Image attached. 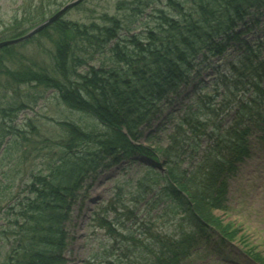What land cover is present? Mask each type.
<instances>
[{"label":"trees","instance_id":"trees-1","mask_svg":"<svg viewBox=\"0 0 264 264\" xmlns=\"http://www.w3.org/2000/svg\"><path fill=\"white\" fill-rule=\"evenodd\" d=\"M263 16L264 0H117L116 13L101 12L90 25L82 23L81 28L78 22L61 18L45 32L54 43L49 52L51 68L23 66L15 72L20 83L53 88L70 108L81 107L109 131L96 140L99 148L75 152L78 140L72 136L60 151L49 183L61 190L59 197L39 201V207L30 211L37 221L30 241H15L14 251L23 254L22 264H65L62 249L72 236L63 225L71 217L69 207L80 196L74 191L84 189L86 175L124 159L138 162L142 155L155 161L147 166L154 173L155 191L146 205L174 206L194 232L182 233L178 243H164L157 236L147 248L152 256L137 264H182L197 237L209 240L216 234L212 228L228 239L236 236L231 223L223 224L213 212L224 207V179L248 153V135L264 129V27L257 31ZM53 31L58 32L55 38ZM252 31L262 35L250 38ZM78 36L83 40L79 53ZM206 71L214 74L204 80ZM174 111L182 113L168 147L158 149L155 144L151 149L152 133L143 145L146 128L172 117ZM162 113L164 118L159 119ZM6 128L17 132L16 127ZM90 135L84 134L82 141L89 143ZM204 136L208 143L199 169L188 170L183 163L199 155ZM186 150L189 155L181 157ZM37 183L36 195L50 187L39 178ZM123 215L136 219L134 210ZM20 216L28 217L25 212ZM100 219L101 225L115 231L111 222ZM14 237L6 233L9 242ZM256 256L263 259L259 253Z\"/></svg>","mask_w":264,"mask_h":264},{"label":"rangeland","instance_id":"rangeland-1","mask_svg":"<svg viewBox=\"0 0 264 264\" xmlns=\"http://www.w3.org/2000/svg\"><path fill=\"white\" fill-rule=\"evenodd\" d=\"M71 1L0 0V264L23 263V254L17 253L16 249L14 251L15 241L21 240L25 244L29 240L37 222L30 211L38 208L45 201V196L51 200L59 197L57 194L61 190L53 189L49 184L54 179L50 173L58 165L56 160L60 151L68 147L70 138L74 136V140H78L73 149L77 152L85 151L86 147L99 148L96 140L108 135L109 130L103 122L81 107L70 108L58 98L53 88L46 89L44 84L37 85L36 82L20 83L15 73L30 65L35 69L39 66L48 70L51 68L49 52L54 49V43L45 32L52 28L57 22L55 20L62 18L78 22L82 28L83 24L90 25V21L98 20L101 12L116 13L117 0H83L37 29ZM263 27L264 16L257 31ZM52 35L55 38L58 32L53 31ZM78 38L75 50L79 53L81 48L78 45L83 40L80 36ZM83 70L78 69V72ZM210 71H206L202 79L205 80ZM19 105L24 107L16 109ZM180 113L174 111L175 118L172 115L146 128L145 137L141 139L145 143L143 145H147V136L152 133L150 139L154 144L151 149L154 150L155 144L158 149L167 148L176 131ZM74 124L76 126H72ZM7 126L16 127L17 132H8ZM86 133L91 134L88 136L90 144L82 141ZM251 141V155L242 162L237 174L229 179V210L213 212L223 224L231 223L239 238L235 236L236 242L226 251L222 250L223 245L213 242L217 253L220 254L219 250L229 258L227 262L218 260L216 254L210 253V248L203 247L209 254L204 257L205 261H197V264H251L244 250L264 255V141L258 142L255 136L251 137ZM182 153L183 158L189 155L187 150ZM144 158V161L122 162L85 176V187L74 191L80 196L69 207L71 217L63 225L72 238L68 248L62 249L65 250L62 258L73 264H137L144 261L145 254H149L143 243H149L148 240L159 232L166 234L181 230V215L173 212L172 208L168 210L170 214L159 215L157 213L162 205L156 209L146 205L155 191L152 187L154 173L143 162L155 161L146 156ZM38 178L50 187L36 195ZM42 206L49 209L50 205ZM133 210L137 219H144L141 230L137 229L138 223L132 216L127 219L123 215ZM22 212L28 217H21ZM99 216L111 222L115 231L101 225ZM147 228L145 234H140ZM6 233L10 238L14 234L15 237L9 242ZM12 254L13 260L9 262ZM131 257H135L136 261Z\"/></svg>","mask_w":264,"mask_h":264},{"label":"water","instance_id":"water-1","mask_svg":"<svg viewBox=\"0 0 264 264\" xmlns=\"http://www.w3.org/2000/svg\"><path fill=\"white\" fill-rule=\"evenodd\" d=\"M82 0H73L69 3H67L65 6H63L61 9H59L52 17H50L49 20L45 21L44 23L40 24L37 29L42 28L43 26L47 25L48 23L52 22L54 19H57L59 16H61L67 9L70 7L78 4Z\"/></svg>","mask_w":264,"mask_h":264},{"label":"bare ground","instance_id":"bare-ground-1","mask_svg":"<svg viewBox=\"0 0 264 264\" xmlns=\"http://www.w3.org/2000/svg\"><path fill=\"white\" fill-rule=\"evenodd\" d=\"M83 1V0H82ZM55 21H58V20H55ZM62 100V99H61ZM160 118H164V114L162 113L161 115H160V117H159V119ZM162 120V119H161ZM123 131H125L124 129H123ZM138 159L139 160H144L145 158H144V155H142V157H138ZM131 161H132V159H124L123 160V162L124 163H127V164H130L131 163ZM134 163H137V162H134ZM112 166H115V165H112ZM111 168V167H110ZM65 264H73V263H71L70 261H65Z\"/></svg>","mask_w":264,"mask_h":264}]
</instances>
